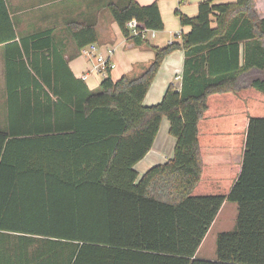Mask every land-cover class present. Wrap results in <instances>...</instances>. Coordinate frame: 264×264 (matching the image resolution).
<instances>
[{"label": "trees", "instance_id": "obj_1", "mask_svg": "<svg viewBox=\"0 0 264 264\" xmlns=\"http://www.w3.org/2000/svg\"><path fill=\"white\" fill-rule=\"evenodd\" d=\"M107 8L125 39L154 58L135 78L113 80L108 71L89 89L51 29L16 40L0 0V43L18 51L6 61L0 128V264H264V17L254 0H203L194 16L177 11L190 29L163 47L126 27L135 20L139 31L162 30L156 2ZM66 30L77 49L97 41L95 24ZM176 49L180 86L144 105ZM245 73L254 78L246 82ZM162 117L173 155L139 177L134 165ZM218 154L240 160L204 159ZM225 201L236 204L234 227L217 234L214 259L199 258Z\"/></svg>", "mask_w": 264, "mask_h": 264}, {"label": "crops", "instance_id": "obj_2", "mask_svg": "<svg viewBox=\"0 0 264 264\" xmlns=\"http://www.w3.org/2000/svg\"><path fill=\"white\" fill-rule=\"evenodd\" d=\"M4 1L13 24L16 40L29 34L51 29L56 48L62 51L74 76L82 79L89 89H96L103 76L90 70L92 59L84 56L81 53L82 48L77 49L71 41L66 30L69 22L95 24L97 32V41L95 43L100 46V51L105 53V48L108 46L112 47L114 51L112 60L115 63V67L110 70V76L113 80H117L123 75L130 78L139 76L154 58V52L149 47L144 45L135 46L132 42L126 40L121 33L107 8L109 3L117 0ZM135 1L139 5H148L153 2L157 3L163 20V29L155 30L154 35L148 34L145 39H147L151 45L163 47L173 41L180 42L182 34H185L190 29V26H182L180 24L179 16L176 12L180 11L187 16H194L197 13L198 3L203 0ZM219 1L234 2L235 0ZM254 7L258 16L264 17V5L260 4L259 0H254ZM5 32L6 30H0V36ZM13 44L14 42L9 41L0 43V128L6 126V61L7 59L8 62L9 60H15L18 56L17 48ZM54 48L55 47H51L48 50L53 52ZM183 60V51L180 49L172 51L163 59L143 99L144 105H153L161 101L170 83H174L175 85L180 84V81L174 82V77L181 74ZM84 75L86 76L83 77ZM245 75L249 74L245 73ZM252 78L254 77L245 76L244 80L249 82ZM161 127L163 135L160 136ZM168 129L169 122L166 117H162L158 132L150 150L134 165V169L137 171L139 177L152 166L165 163L172 157L175 138L169 133ZM204 159L206 162H229L239 161L240 157L232 154H218L206 156ZM228 203L230 202L225 201L222 204L207 232L208 235L206 234L207 236L210 235L212 227L218 223L219 216ZM233 204L237 213L236 204ZM226 219L227 217H223L220 218V221L225 223ZM233 227L234 225L228 230H231ZM204 239L195 255L203 259H214L215 253L213 255V251H210V248L204 250L207 238ZM201 253L203 255H201Z\"/></svg>", "mask_w": 264, "mask_h": 264}, {"label": "built area", "instance_id": "obj_3", "mask_svg": "<svg viewBox=\"0 0 264 264\" xmlns=\"http://www.w3.org/2000/svg\"><path fill=\"white\" fill-rule=\"evenodd\" d=\"M126 27L128 28L130 34L134 35H141V37L146 38L148 34L154 35L155 30L152 29H137V23L135 20H130L126 23ZM113 48L108 46L105 48V53L100 51V46L96 43H90L82 48L81 53L84 56L89 57L92 59L91 64V71L99 74L100 76L105 77L111 69L115 67V63L112 60ZM84 75L83 77H85ZM181 81V74L174 77V82ZM174 84V83H173ZM175 85V84H174ZM177 87L179 85H175Z\"/></svg>", "mask_w": 264, "mask_h": 264}, {"label": "rangeland", "instance_id": "obj_4", "mask_svg": "<svg viewBox=\"0 0 264 264\" xmlns=\"http://www.w3.org/2000/svg\"><path fill=\"white\" fill-rule=\"evenodd\" d=\"M259 3L264 5V0H259ZM248 76H250V75H248ZM131 77H134V76H131ZM161 135H163L162 127L160 130V136ZM235 214H236V210H235L234 204L232 202L228 203V205L222 210V213L219 216L218 223H216L212 227L210 235L209 236H207L208 234L206 235L205 239L207 238V240L205 243L204 250H207L206 248H210V251L212 250L213 251L212 253L214 255V253H215V239H216L217 233L220 231L228 230L234 225ZM223 217H225V218L227 217L225 223L220 221V218H223ZM201 255H203V254L201 253ZM202 257H204V256H202Z\"/></svg>", "mask_w": 264, "mask_h": 264}]
</instances>
